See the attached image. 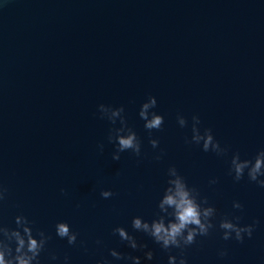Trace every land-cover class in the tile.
Segmentation results:
<instances>
[{
    "label": "water",
    "instance_id": "1",
    "mask_svg": "<svg viewBox=\"0 0 264 264\" xmlns=\"http://www.w3.org/2000/svg\"><path fill=\"white\" fill-rule=\"evenodd\" d=\"M148 94L164 115L151 131L156 148L138 116ZM101 102L124 105L140 156L129 149L112 159L107 134L114 126L98 114ZM178 112L188 120L184 128ZM193 113L201 130L210 127L228 146L226 155L185 143ZM260 147L264 0H0V183L7 189L0 223L13 227L23 213L34 232L50 233L47 249L58 253L52 264H64L65 254L70 264L104 257L131 264L111 257L113 247L140 255L141 264H167L168 252L134 230L131 217L159 212L170 164L217 210L209 233L184 248L188 264H264V187L228 173L233 151L251 157ZM102 188L113 195L102 197ZM233 200L243 208H233ZM235 215L239 223L258 220L252 236L223 240L219 219ZM61 219L77 232L73 244L55 234ZM116 225L151 248L152 260L143 258L146 249L121 241ZM40 256L48 264L47 250Z\"/></svg>",
    "mask_w": 264,
    "mask_h": 264
},
{
    "label": "clouds",
    "instance_id": "2",
    "mask_svg": "<svg viewBox=\"0 0 264 264\" xmlns=\"http://www.w3.org/2000/svg\"><path fill=\"white\" fill-rule=\"evenodd\" d=\"M157 97L148 94L139 105L138 116L143 120V127L149 132V143L156 148L159 139L151 135L153 129H160L164 122V115L156 111ZM98 114L106 118L114 127H110L107 139L114 142L112 159L118 160L121 152L131 150L135 155H141V140L137 132L127 124L124 115V105H112L99 103L97 105ZM176 120L181 128L188 125V120L182 113L176 114ZM117 121L118 126L117 125ZM200 116L193 113L191 116V135L185 136V143H195L200 145L204 151H212L218 156L228 153V146L222 145L214 137L210 127L201 130ZM103 150V143L98 145ZM154 158H161L160 152L154 154ZM228 173L233 180L239 181L245 174L248 180L255 181L257 185L264 187V147H260L254 156L241 158L239 151H233L229 160ZM166 184L157 201L159 212L151 219H146L137 214L131 217V227L136 231L147 234L152 240L159 244L161 249L168 252L167 264H188L183 250L187 245L192 244L197 235H207L214 225L213 218L216 215V208L208 202V197L200 195L199 189L194 185H189L185 177L174 164H170L166 169ZM210 184L216 183V177L209 179ZM6 187L0 183V202H3L6 194ZM64 191L63 188L60 189ZM100 195L108 198L113 195L110 188H102ZM235 209L243 208L239 200L232 201ZM240 216L231 218L224 216L219 219L218 228L221 229V238L228 240L233 238L242 241L244 236H252L253 229L258 220L253 218L251 223H239ZM15 226L9 227L0 223V264H43L41 252L47 250L48 264L58 260V253L55 250L47 249V242L51 234L42 228L33 230L34 221L23 213L14 216ZM55 234L60 238H66L68 244H73L77 240V232L74 231L67 220H57L54 225ZM112 231L117 233L121 241H125L132 249H141L143 258L151 261L153 250L147 248L143 242L138 243L135 235L129 232L123 225H116ZM98 244L100 240L96 241ZM83 244V241H81ZM172 248L178 250L179 254L173 253ZM85 251L87 249L85 248ZM226 249L218 250V255L224 256ZM111 257L117 260L130 261L131 264H141L140 255H129L113 247L109 249ZM64 264H70L67 254L63 256ZM95 264H113L107 257L97 259Z\"/></svg>",
    "mask_w": 264,
    "mask_h": 264
}]
</instances>
